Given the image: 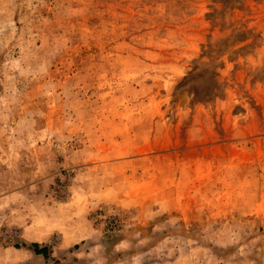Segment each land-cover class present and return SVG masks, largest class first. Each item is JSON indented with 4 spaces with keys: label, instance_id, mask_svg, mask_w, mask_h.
I'll return each mask as SVG.
<instances>
[{
    "label": "rangeland",
    "instance_id": "obj_1",
    "mask_svg": "<svg viewBox=\"0 0 264 264\" xmlns=\"http://www.w3.org/2000/svg\"><path fill=\"white\" fill-rule=\"evenodd\" d=\"M0 264H264V0H0Z\"/></svg>",
    "mask_w": 264,
    "mask_h": 264
},
{
    "label": "trees",
    "instance_id": "obj_2",
    "mask_svg": "<svg viewBox=\"0 0 264 264\" xmlns=\"http://www.w3.org/2000/svg\"><path fill=\"white\" fill-rule=\"evenodd\" d=\"M39 245L38 244H32L31 245V250L34 251L37 255H43L44 257H46V248L44 249H40L39 250Z\"/></svg>",
    "mask_w": 264,
    "mask_h": 264
}]
</instances>
